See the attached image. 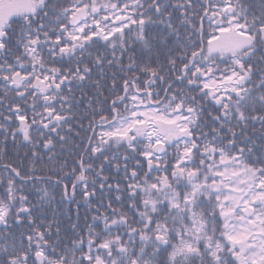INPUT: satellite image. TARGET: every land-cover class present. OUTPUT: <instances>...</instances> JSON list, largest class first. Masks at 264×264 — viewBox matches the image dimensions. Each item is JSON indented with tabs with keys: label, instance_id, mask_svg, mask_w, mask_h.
<instances>
[{
	"label": "snow or ice",
	"instance_id": "snow-or-ice-1",
	"mask_svg": "<svg viewBox=\"0 0 264 264\" xmlns=\"http://www.w3.org/2000/svg\"><path fill=\"white\" fill-rule=\"evenodd\" d=\"M254 8L0 0V158L10 140L32 149L26 172L0 163V264H264V151L246 135L264 130V0ZM85 60L100 76L121 73L110 98L98 82L79 102L64 95L92 75ZM84 101L91 118L76 127L91 134L69 168L54 149L65 150ZM204 101L216 111L207 120ZM111 167L124 174L115 184ZM65 203L75 205L68 228L63 210L38 223Z\"/></svg>",
	"mask_w": 264,
	"mask_h": 264
},
{
	"label": "trees",
	"instance_id": "trees-1",
	"mask_svg": "<svg viewBox=\"0 0 264 264\" xmlns=\"http://www.w3.org/2000/svg\"><path fill=\"white\" fill-rule=\"evenodd\" d=\"M173 2H175V0H173ZM248 3L250 4H254L255 8L253 9L257 14L260 11V0H248ZM205 26L207 27V22H205ZM139 48V45H137V49ZM101 52L104 51L103 48L100 49ZM129 54H133L131 51L129 52ZM109 59H111V57L109 56ZM74 63V62H73ZM85 64H88L90 67H93V72L92 75L89 77V79L82 85V86H77L76 83L74 82V84L72 85V91L68 92L67 87H65V91H64V95L70 96L73 98V100L75 102H79L81 101L82 95L84 96H92L94 93L97 92V88L94 86L97 82L100 85V91L104 93V95L109 96L110 98V93H111V74L112 73H117V78L120 84H122V79H120L121 73L118 71V69L116 67L113 68H105V75L104 76H100L99 72L97 69H95L94 65L90 64L88 60H85ZM123 64L127 65L128 64V57L127 55H125L124 59H123ZM57 67H60L61 65L57 64ZM64 67H69L70 65L65 64L63 65ZM81 67H83V65H81ZM221 67H223V65H221ZM158 86L159 87H167V84H162L158 82ZM173 87L174 88H180L183 87V85L181 84H176L173 83ZM119 90V87H118ZM29 105L31 104V97H29ZM204 107L208 110L207 112H205V119L207 120L208 117V113L211 112L213 115L216 114L215 109L212 107V105L210 103H208L207 101H204ZM86 101H84L83 103H80L78 107H74V111L76 116L78 117L77 120L73 121V133L68 134L70 136L69 142L68 144L64 145V151L61 152V146L60 144H57L56 149H54L55 153L58 154L61 158V160H67L69 163V168L74 166L72 164V161L74 159L78 158L79 153L84 151V148L87 146V139L86 137L88 135H90V132H85L82 131L79 127H76V125L78 124H82L84 127H87L88 123H89V119L91 118V113L86 109L85 107ZM22 107H24V105H22ZM40 108H37V111H40ZM26 114L29 117V119H31L32 117V110L30 107H26L25 108ZM3 115H7L6 112L3 113ZM12 127H17V123H13ZM235 130L237 132L240 131V126H236ZM45 132H47V129L44 130ZM76 132H79L80 135L77 137L75 135ZM65 132H61V135H65ZM35 135V133H34ZM246 135L247 137L250 138L251 143L249 144V146H253L254 145V153L255 154H259L260 152L264 151V130L261 129V125L259 124H255L252 125L250 124L249 127L246 129ZM0 139H2V137H0ZM56 137L53 136V140L56 141ZM241 140L244 139V137H240ZM17 140H22V136H18ZM7 155L0 158V163H3L5 161L7 162H11L13 163L14 166L19 167L22 172H26L27 168L29 167L30 163H31V147L28 146L26 143H20V144H13L11 142V140L9 141L7 147ZM38 151H41V154L45 157V161H47V151L43 150L42 148H38ZM123 151V150H121ZM27 153V156H25V154ZM107 154V153H106ZM102 160V158H101ZM101 160H97L95 161V163L97 165H99V163L101 162ZM123 163V162H121ZM129 168L131 169V166L135 163V161H129ZM47 167H52V165L47 164ZM69 169L66 168L65 171L67 172ZM105 175H108L111 177V179L109 180V183L111 184H115L119 181H121L123 179V170L121 169V171L119 173L116 172V170L114 169V167H111L109 170H106ZM91 175V174H89ZM155 175V173H154ZM74 179V178H73ZM66 183L68 181H65ZM121 187H124L123 184H121ZM59 189L56 190V197L57 199H59ZM27 194V193H25ZM31 198V197H30ZM80 199V195L79 193L77 194V200ZM114 206H118V205H114ZM75 205L74 203L69 205L67 203L60 205L59 207H57L55 204H53V206L51 208L49 207H45L43 209V215L40 217V220L38 221V223H47L49 220L52 219V211L53 209H55L57 211V213H60L61 210H63L64 214L62 216L58 215V219L61 220V226L62 228H68L69 227V221H68V216L72 217V221L75 222V213L74 211H70V209H74ZM85 213V207L83 206V204L81 205V217H83ZM81 223H83V219H81L80 221ZM27 226H25L26 228ZM25 228H21L19 229V231H24ZM30 231V229H28Z\"/></svg>",
	"mask_w": 264,
	"mask_h": 264
}]
</instances>
